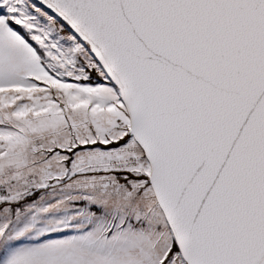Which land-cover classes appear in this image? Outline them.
Segmentation results:
<instances>
[{
	"label": "snow or ice",
	"instance_id": "snow-or-ice-1",
	"mask_svg": "<svg viewBox=\"0 0 264 264\" xmlns=\"http://www.w3.org/2000/svg\"><path fill=\"white\" fill-rule=\"evenodd\" d=\"M0 264H264V0H0Z\"/></svg>",
	"mask_w": 264,
	"mask_h": 264
}]
</instances>
